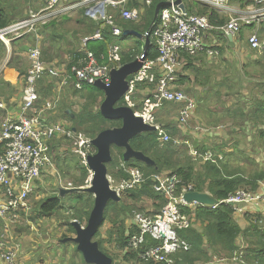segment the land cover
<instances>
[{"label": "built area", "instance_id": "2783aa9c", "mask_svg": "<svg viewBox=\"0 0 264 264\" xmlns=\"http://www.w3.org/2000/svg\"><path fill=\"white\" fill-rule=\"evenodd\" d=\"M165 1L171 3L160 9L152 22L149 34L146 35L150 39L151 35L157 39L159 56L155 59L148 56L141 69L129 79L130 88L124 97V104L131 106L147 123L157 126L159 132L157 139L160 144L165 145L170 141H174L177 145L187 144L193 158L203 157L207 161L214 158L212 152L201 155L190 140L184 137L174 138L158 121L156 114L166 102L179 103L181 104L179 121L187 125L195 114L197 104L186 92L174 88L177 73L185 62L184 54L192 56L207 52L212 57L218 56L219 50L209 46L205 38L206 33L209 30L220 29L228 36H237L244 21L264 19V7L251 9L250 13L246 11L245 15L232 17L226 24L216 27L206 15L197 14L189 8L183 11L175 0ZM201 1L212 4L219 11H224L229 8L230 0ZM183 2L187 4V0ZM145 4L151 6L153 0H145ZM260 4L262 0H256V5ZM80 9H83L90 19L102 21L93 34L82 38L85 56L79 64L71 60L70 69L62 70L61 67L50 65L45 61L39 45L30 47L28 50L30 63L22 91L23 111L18 118L8 116L0 123V189L4 190V194L0 197V223L2 220L12 222L19 217L21 211H32L31 198L36 192L38 182L42 179L43 172L52 163V140L58 135L74 136L77 133L72 129L67 130L60 122L49 120L48 115L60 105V96L43 100L40 91L42 79L45 76L54 77L58 80L59 90L68 86L83 90L87 85L94 86L97 80L109 83L111 69L123 65V40L120 41L118 38L124 37L126 31L118 18L138 22L141 20L143 10L138 7H128L127 0H48L44 7L30 8L27 16L0 26V41L8 45L30 34L39 36L42 33L41 28L61 14ZM1 19L0 12V21ZM105 30L113 36V39L108 42L106 52L97 54L89 45L92 41L105 40ZM248 41L253 51L264 52V39L257 33H252ZM151 44L152 41L150 46ZM142 83L153 84L154 88L150 89L141 110H136L137 104L132 101L131 96L136 86ZM195 131L199 134L203 131V127L196 124ZM91 140V137L80 133L76 142L78 145L76 152L81 158V165L87 167V158L94 154L96 149ZM219 157L223 158L222 155ZM120 167L128 171L130 178L118 182L109 174V179L111 187L123 196L127 189L141 186L146 178L140 167L129 165L125 160L121 161L118 169ZM88 169L86 186L91 184L94 175L89 167ZM152 177L154 190L165 195L166 201L154 214L136 215L137 230L130 237V248L139 249L147 242V236H150L160 244L150 247L141 257L161 264H176L173 254L177 250L190 248L189 243L183 240L179 233L181 229L190 228L192 225V216L186 213L184 208H196L202 204L187 202L184 199L185 193L197 190L196 185L193 182L185 183L177 173L159 172ZM63 187L75 186L69 182ZM261 202L264 203V192L242 188L217 204L204 206L215 208L225 203L234 206L237 213L243 214L246 205ZM8 227L9 224H6L4 230L0 227V259L4 264H20L16 252L6 247ZM231 260L240 264H259L249 262L244 248L236 251ZM217 261H226V258H217Z\"/></svg>", "mask_w": 264, "mask_h": 264}, {"label": "crops", "instance_id": "0c3cea01", "mask_svg": "<svg viewBox=\"0 0 264 264\" xmlns=\"http://www.w3.org/2000/svg\"><path fill=\"white\" fill-rule=\"evenodd\" d=\"M48 0H0V7L8 13V16L11 20V22L21 19L28 15L30 8H41L44 7ZM201 0H194L190 4H186V8H189L190 11L199 13V9L205 5L200 2ZM155 0H153V3ZM161 0H156V7L159 3H161ZM164 2V1H163ZM128 7H138L143 10V15L141 17V21L139 24L147 23L148 18L147 14L150 12L149 9H151L154 5L147 6L145 4V0H127ZM213 6L212 4H209ZM214 7V6H213ZM264 7V0H262V4L256 5V0H230L229 1V8L225 9L224 11L217 10V16L215 24H219L218 22L221 19L225 20V23L230 20L232 17H239L245 15V12H251V9L254 8H261ZM216 8V7H215ZM154 7L151 9L153 11ZM82 15L83 18L77 19V22L84 23L83 21L86 19H89V17L86 16L83 9L76 10ZM75 12V11H72ZM69 12V13H72ZM154 12L156 13V9H154ZM223 12V13H222ZM226 12L228 16L224 13ZM155 18V14L152 18V21L149 26V30L144 32V34L139 33V36L142 40H147V34H149V31L151 30L152 22ZM83 20V21H82ZM118 20H122L121 17L118 18ZM10 22V23H11ZM9 24V23H8ZM85 24V23H84ZM138 24V23H136ZM213 24V23H212ZM224 24V23H223ZM214 25V24H213ZM98 25L96 29L99 27ZM220 26V25H219ZM49 27H46V33L39 34V36L30 34L28 36H25L23 38H19L11 42L10 44L6 45L0 41V123L3 121L4 118L8 116H13L15 118H18V116L22 113V91L23 86L25 82V76L28 71L30 59L28 55V50L30 47L39 45L42 48L43 51V57L47 63L54 64L56 66H59L62 68V70H69L71 66V60L73 62H76L77 64L80 63L81 59L85 56V50L82 44V38L83 34H81V31L79 33V37L81 40V48H73L71 50H66L67 53L70 52V58H65L62 61L55 60L56 55L52 56L49 55L46 52V49L44 48V38L47 36ZM86 29L87 26H86ZM125 29V28H124ZM42 31V30H41ZM125 35L130 34H136L138 32H134L132 30H126L125 29ZM210 31V30H209ZM207 32L205 35V38L210 46H216L218 48L219 55L224 56V59L227 60V58L230 56V54L235 53L236 50L239 51L238 54H240V58H246L249 61H246V64H252L255 66L264 67V52L263 53H256L253 51L249 46L248 38L252 33H257L260 37L264 39V19L262 20H252L251 22L244 21L242 26V31L237 36H228L224 32L216 33V32ZM43 32V31H42ZM50 34H52V30L49 31ZM84 34H87L84 32ZM108 31H104V36L108 35ZM154 39V40H153ZM102 40H96V42L100 43ZM151 41L152 44L155 43L153 46L157 48V39L152 37L151 35ZM94 43V42H92ZM90 45H93V44ZM151 44V45H152ZM89 45V47H91ZM144 47H142L143 49ZM221 48L223 50H221ZM64 50V49H62ZM107 50V49H106ZM103 51V52H106ZM125 50V49H124ZM94 51V50H93ZM224 51V53H222ZM63 51V54H67ZM75 52L81 53V56H78L75 54ZM95 52V51H94ZM48 56H51L50 58ZM60 55L58 54V57ZM75 56L78 57L77 60H75ZM185 62L183 64V67L180 69V71L177 73L176 80L174 82V88H181L183 89V82L186 79L192 80L191 77H189V71L193 69H196L198 74L201 75V79H207L206 87L208 92L206 94L203 93V86L202 83L198 81V75L196 76V85L193 89L194 92L192 93V97L198 101L199 105L196 109V120L201 121L200 123L204 124L202 125L203 131L202 132H209L208 137L206 138H194L195 141L194 144H196V141L200 144H216L217 147L221 150V153H228L227 158H225V162H228L229 168L231 170H238L239 172H244L246 176H250L255 173H259L261 171H264V135L262 134V131H264V80H260L258 87L253 91L250 89L247 93L243 94V102H241L240 99H237V96L235 95V81H230L229 85L227 87L217 88L213 87L214 84L218 80H222L224 78L229 79V75L227 74L225 77L221 78L219 74L217 75V78H214V75L212 70L217 65H212V62L210 60H219L217 59L218 56H207L203 55V53H199L196 55H187L184 54ZM189 57V58H188ZM204 59H207L208 63L204 64L202 61ZM188 66V67H187ZM207 68L210 70L208 72L207 77H204L203 74H205ZM228 70V69H227ZM234 74V73H233ZM232 74V75H233ZM50 78L51 81H56L54 77H47L45 76L41 83H40V91L44 97V94L48 96V94L51 93L52 90L56 88V84L54 85H48V81L46 79ZM186 81L187 82H189ZM212 80V81H208ZM211 82V85H210ZM151 86V89L154 88L153 84H149ZM49 86V87H48ZM188 88V87H185ZM191 87L188 88V90ZM211 88V92L209 91ZM42 89V90H41ZM66 89H72L73 91H78L74 89L71 86H68ZM220 90L224 96L222 97L221 101H217L216 95L214 94V91ZM228 90H230L228 92ZM86 90V87L84 89ZM185 92V91H184ZM231 95L233 101H228V95ZM138 95H142L141 89L139 90ZM44 99V98H43ZM232 104H231V103ZM220 103H225V106L218 105ZM230 103V104H229ZM238 103V104H237ZM175 104V102H173ZM179 104V103H176ZM217 105L220 107V109H216ZM234 105L235 106H242L244 109V113L246 114L245 117L241 118L240 116L237 117V115H233L230 113L229 109L230 107ZM263 105L262 109H259L257 106ZM181 107V104H180ZM229 107V108H228ZM69 112V110H68ZM58 111H55L52 114H49V120L50 121H56L55 118H57ZM70 113V112H69ZM217 113V115H215ZM218 117V118H216ZM215 118V119H214ZM216 119H221L216 124V127L211 124V122H214ZM174 122H170L167 124L168 129L175 132H184L187 130V125H183L179 121V116H176L175 119H173ZM172 120V121H173ZM194 124L195 121L193 122ZM164 125L163 123H161ZM220 127V128H219ZM191 129L189 127L188 131ZM217 129H220L218 132L219 134L216 135L215 133H212L213 131H216ZM75 130V129H74ZM213 130V131H212ZM186 135H190L189 133L184 132ZM237 135H241L244 138L242 139L243 147H241V141H238L236 139ZM205 137V136H203ZM238 142V143H237ZM236 143V144H234ZM116 147V146H115ZM121 149V148H120ZM189 151V148L187 149ZM123 153V152H122ZM190 154V151H189ZM229 156V157H228ZM190 157L192 158V155L190 154ZM202 158V157H199ZM194 161L198 158H192ZM206 160L203 159V162L205 163ZM235 161V162H234ZM202 162V160H201ZM203 163V164H204ZM202 164V165H203ZM246 172V173H245ZM264 175V172L261 173ZM45 175H48L46 173ZM39 183V182H38ZM45 185V181L43 180L38 186L35 194L32 196H38L41 194V191ZM257 189L254 190V192H264V176H262L259 180V183H257ZM58 189V196L57 198H65V196L76 194H66L65 196L60 195V187ZM205 192L210 193L208 190L207 185L204 186ZM128 193V192H127ZM125 193V194H127ZM4 194V190L0 189V197ZM79 194V193H77ZM213 195L212 193H210ZM54 197V196H53ZM32 203V211H21V214L19 217L15 218L12 222L10 220H2L0 223V227L2 230H4V227L6 224H9L8 227V236L6 239V247L9 250H13L17 254V259L20 264H47L42 263L43 257L47 253L48 256L54 257L52 253H50L49 250H45L46 248L38 247V250H35L33 252L32 250H28V246L26 244L27 237V229L30 228L31 230L35 224H37L38 219L40 217V205L44 201L42 200L39 204V214L38 217L37 212L35 210V207ZM37 208V207H36ZM61 208L59 209V211ZM158 211V209L156 210ZM154 212H150L149 214H154ZM53 216V215H52ZM48 217V216H47ZM235 217L237 218V221L239 224L243 227L244 232L241 234V236L238 238L237 243L240 246V248L246 249L250 245L251 240L256 241L255 235H252L255 228H258L261 232L264 233V203H250L245 206V211L243 214L235 213ZM43 222V220H40ZM263 223V224H261ZM198 226L200 227V230H202V225L200 222H198ZM136 225V224H135ZM36 228V227H35ZM134 230V229H133ZM65 238V237H64ZM63 239V238H62ZM61 239V242H62ZM45 250V251H44ZM44 251L43 255H40ZM49 251V252H47ZM249 252V262H258L259 264H263L264 262V253L259 252ZM40 255V256H39ZM39 256V257H38ZM232 256V255H231ZM230 256V257H231ZM226 255H215L212 256V258L209 261H202L198 264H240L238 262H235L231 260V258ZM217 258H226V261H217ZM262 259L263 262L260 261ZM0 264H4V261L0 259ZM49 264V263H48Z\"/></svg>", "mask_w": 264, "mask_h": 264}, {"label": "trees", "instance_id": "16d2710c", "mask_svg": "<svg viewBox=\"0 0 264 264\" xmlns=\"http://www.w3.org/2000/svg\"><path fill=\"white\" fill-rule=\"evenodd\" d=\"M161 1L163 2L165 0H161ZM202 4H205V5H203L199 9V13L201 15H206L211 21V23L214 24V26L219 27V25L222 26L229 21L228 20L225 23V20L221 19L218 22L219 24H215L216 23L215 21L218 18L217 9L205 2H202ZM153 5H154L153 6L154 9H156V0L153 3ZM151 9H149L150 12L147 14V17H146V19L148 18V21L145 25V30H144L145 32L149 30L150 23L155 14L154 9L153 11ZM0 12L2 14L0 26H5L8 23H10L11 20L8 16V13L4 11L1 7H0ZM84 21L86 22L85 24L88 28L87 35L93 34L97 30L96 27L102 24V21L97 22L92 19L90 20L86 19ZM118 21L126 30H132L134 32H138L139 30L135 26L136 23L133 21H128L124 19L118 20ZM210 31L216 32V33L223 32L220 29H213ZM141 34H144V33H141ZM124 37L129 38V35L127 36L124 35ZM112 39H113V36L108 34L105 36V40L100 41V43L96 41H92L94 43L91 42L93 45H90L91 46L90 48L94 50L97 54L102 53L103 51L107 49V44ZM211 47L218 49L216 46H211ZM124 49L125 50L122 52V63L123 64L133 61L135 58L139 56V54H142L143 52L142 47H138L137 45L126 46V48ZM221 50L223 49L221 48ZM222 53H224V51H222ZM75 54H77L78 56H81V53L79 52H75ZM203 55H205L206 58L207 56H210L209 54H207V52H203ZM148 56L149 58H152V59L157 58L159 56L158 49L151 45L148 50ZM77 58L78 57L75 56V60H77ZM216 68L217 67H215L212 70L213 74H215L214 78H217V75H218ZM204 70H206L205 71L206 73L203 74V76L207 77V74L208 72H210V70H208L207 68H205ZM201 75H202L201 73L198 74V81L202 83L201 85L203 86V89H202L203 93L206 94L208 92L207 87H206L207 79H201ZM208 81H212V80H208ZM210 85H211V82H210ZM228 85H229V81L227 77L222 80H218L214 84L213 87L222 88L225 86L229 88ZM209 91L211 92V88ZM213 91H214V94L216 95L217 101H221L224 94L218 89L217 91L215 90ZM89 92L90 93L88 95V99L89 100L92 99L91 101V105H92L96 101L97 94L103 91L95 87L93 91H89ZM229 100H231V98H228V101ZM123 102H125L124 98H123ZM218 105L225 106V103H220ZM218 105L216 107L217 110L220 109ZM257 107L258 108L260 107L259 109H262L263 105H258ZM229 111L233 115H237V117L240 116L241 118H243L246 116L242 106H235V107L231 106ZM262 111H264V108ZM85 113H88V115H85ZM85 113L79 116L80 119L78 122L80 125H83L84 123H87L86 121L87 119L89 120V122L93 121L95 125L93 126L92 136H96L99 132H101L102 130L106 128L117 127V126L122 125V121L120 119H113V120L106 119L102 116L100 111H97V113H92V112L87 111ZM215 115H217V113H215ZM220 120L221 119H216L214 120V122H211V124H213L216 127L215 123H217L218 125V122ZM194 121L195 123L197 122V125H201V126L204 125L200 123L201 121L199 120H194ZM101 122L103 123V125ZM107 122H110L112 126L110 127L106 126L105 124ZM163 124H164L163 127L168 132H170L171 134L175 133V131H171L170 129H168L167 124L165 122ZM219 130L220 129H217L216 131L212 130L213 132H211V134L216 132L215 134L218 135ZM262 134L264 135V131H262ZM158 135H159V132L156 131V132L145 133L143 135H138L134 137L133 139L134 148L137 150H142L145 154L153 158L156 161V164L149 165L144 162L137 161V160H132V161H136L134 163L127 161L129 165L140 167L143 170V173L146 178L142 182L141 186L126 190V193L128 192L127 195H129L132 198L133 197H137V198L143 197L145 195L150 198H154L156 201L161 200V204H164L166 201V196L155 191L152 186L154 182L152 175L159 173V172L177 173L183 179L185 183L193 182L196 185V189L198 191H205L204 186L207 185L209 189L208 191L212 193L213 196L217 198L219 201H222L228 198L230 194H233L237 190L242 189V188L250 189L252 191L256 190L258 187L257 183H259L260 178L264 176L261 174L264 171H261L260 174L257 172L250 176H246L244 172H239L238 170H231L229 168L228 162L224 161L225 158H227L228 153L226 152L221 153V150L217 147L218 145L216 144H211V145L200 144L197 141H196V144H194L195 143L194 141L193 145L195 146V148L198 149L201 155H205L210 151L212 152L214 158L207 160L204 163L203 157L198 158L197 160L194 161L192 159L193 157L191 158L189 155L188 160L182 161L181 156L177 155L178 153L177 151L180 145L175 144L174 141H170L166 143L165 145H162L157 139ZM199 136L203 137L202 135L198 134L197 138H199ZM182 145L186 147L187 149L189 148L187 144H182ZM219 154L223 156L222 159H220ZM120 159L124 161L122 152L120 154ZM201 166L205 168L204 171H200L199 167ZM78 170L80 172V176H73V177L77 185L81 186L82 184L85 183V180L89 173V169L87 166L81 165L79 166ZM112 174L113 176L116 177L115 179L118 182L130 178V174L128 173L127 170H125L123 167H120L118 169L116 165L113 166ZM76 198L78 202L81 203L83 209L86 207L89 209L87 211L85 210V212L82 209L74 213V219L82 222L85 218H89V215L92 209L91 208L92 206L90 207L91 201L89 198H85L84 194H78ZM122 201L121 202L110 201L109 206L105 212L104 221H106L107 218L111 217V220L114 226H117V224L121 222L119 223V226H118L120 232H115V234L118 233L117 235L118 240L117 239L116 240L120 248L123 251H126L124 255L125 261H130L133 263L137 262L136 264H161L159 262L143 259L141 257V255L144 254L146 250H148L150 247H152L153 245L156 246L160 244L158 240L153 239L150 236H147V242L142 247H140L137 250H132L130 248L129 240H130L131 235L135 233V230L131 229L129 226H127L126 228L125 220H123L122 217L125 213L129 214L133 212V205L127 204L126 202L123 203ZM61 207H62V203L60 202V199L56 197H50V198H46L41 203L40 211L42 212V214L50 217L54 215L56 212H58ZM114 210L116 211L114 213L115 217L111 216L110 214V211H114ZM184 210L186 213L192 216V225L190 228L181 229L179 233H180L181 238L189 243L190 248L189 250H185V249L177 250L173 254V257L176 260V264H198L199 262H202V261H209L212 258V256H215V255H218V256L226 255L228 257L232 255L230 257L232 258L233 254L236 251L240 250V246L238 245L237 240L241 236V234H243L244 229L239 224V222L237 221V218L235 217L236 211L234 210V206L221 203L215 208H211L209 206H204V205H199L196 208L185 207ZM198 222H200V224L202 225L203 227L202 230H200V227L198 226L199 225ZM69 225L73 229L71 223H69ZM252 235H255L256 241L251 240L249 247L248 248L246 247L248 258H249L248 251H251V252L261 251L264 253V233L261 232L258 228H255ZM100 247L103 251H105L102 241L100 242ZM260 261L263 262L262 259H260Z\"/></svg>", "mask_w": 264, "mask_h": 264}, {"label": "rangeland", "instance_id": "374dc122", "mask_svg": "<svg viewBox=\"0 0 264 264\" xmlns=\"http://www.w3.org/2000/svg\"><path fill=\"white\" fill-rule=\"evenodd\" d=\"M194 0H187V4L192 3ZM191 10V9H190ZM78 11L72 12V13H65L61 14L58 18L52 20L49 24L42 27L41 30L43 31L41 34H45L46 27H49L47 36L44 38L43 44L44 48L46 49V52L49 55L55 56V60L62 61L66 57H70V52L67 53L66 50H71L73 48H81V40L79 37V33L81 31V34H84L86 32V23H79L77 22V19L83 18L80 13H76ZM223 13V12H222ZM227 16L228 14L224 12ZM141 21V20H140ZM135 22L138 24H135V26L139 29L138 33L136 34H130L128 37H122L118 38V40L122 41L124 48L126 46L130 45H137L138 47H144L146 44V40H142L139 36V33H144L145 31V23L139 24V22ZM50 30H52V34H50ZM154 40V39H153ZM83 44V43H82ZM42 47V46H41ZM64 49V50H62ZM63 51L67 54H63ZM239 51L236 50L235 53L230 54V56L227 58V60L224 59V56L219 55L217 59L219 60H210L212 62V65H217L216 71L219 74L221 78L225 77L227 74L229 75L228 81H235V95L237 96V99H240L241 102H243V94L247 93L250 89L253 91L258 87L257 84H259L260 80H264V67L255 66L252 64H246V61H249L246 58H240V54H238ZM58 54L60 55L58 57ZM141 54H139L140 56ZM49 58L51 56H48ZM202 63L206 64L208 63L207 59H204ZM228 69V70H227ZM234 73V74H233ZM233 74V75H232ZM189 77H191L192 80L186 79L183 82V89L177 88L180 90H183L186 92L188 97L192 99L196 104L197 107L199 105L198 101L195 100L192 96V93L194 92V88L196 85V76L198 75L196 69H193L189 71ZM48 81V85H54L56 84V88L51 91L50 94L45 95L44 99L46 100L48 98H53L56 96H60V105L54 110L51 111V114L55 111H58L57 118H55V122H60L64 124L65 128L67 130H74L77 132L74 136H65V135H58L56 136L52 142H51V148H52V163L49 165V167L43 172L42 179L39 181L38 186H40L41 182L44 180L45 185L41 191V194L38 196H34L32 198L33 205L35 207V210L37 212V217L39 214V204L42 200H45L46 198L50 197H56L58 196V187L62 188L67 183L72 182L74 186H78L73 176H80V172L78 170L79 166H81V158L79 154L76 152V149L78 148V145L76 142L78 141V136L80 133L86 134L88 137H95L92 136L93 134V126L95 123L89 122L87 119V123H84L83 125L79 124V116L84 114L85 112H92L97 113V111H100L101 103L104 100V94L103 92H100L97 94V98L95 103L91 105V100L88 99L89 91L94 90V86L87 85L86 90H78L73 91L72 89H62L59 90V83L56 81H51L50 78L46 79ZM186 83V81H188ZM48 86V87H49ZM257 86V87H256ZM94 87V88H93ZM185 87H191L189 90ZM141 89L142 95H138L139 90ZM151 89V86L148 83H142L138 84L134 90L133 95L131 96L132 101H134L137 104V107H135L136 110H141L143 102L145 98L147 97L149 91ZM42 90V89H41ZM230 90H228L229 92ZM229 94V93H228ZM42 95V94H41ZM43 96V95H42ZM228 98H231V102L233 101L231 95H228ZM230 102V103H231ZM119 103H125L123 102V99ZM229 103V104H230ZM232 104V103H231ZM238 104V103H237ZM128 105V104H126ZM234 106V105H232ZM69 110V112H68ZM181 107L180 104H173V102H166L164 107L157 112V119L160 123H166L168 124L170 122H174L173 119H175L176 116H179ZM196 112V111H195ZM85 115H88V113H85ZM196 113L193 115V118L188 122L187 124V130L184 132L189 133L190 135H186L184 132H175L174 134H171L174 138L180 139L181 137H184L188 140H190V143L193 144L194 138H197L198 132L195 131L194 120L197 119ZM173 120V121H172ZM54 122V121H53ZM102 123V122H101ZM175 123V122H174ZM103 125V123H102ZM106 126L110 127L112 126L110 122H107L105 124ZM189 127L191 129L188 131ZM199 135L205 136L199 138H206L209 135V132H199ZM193 136V137H192ZM244 137L241 135H237L236 139L238 141H241V147H243L242 139ZM96 152V149H95ZM94 152V153H95ZM123 152L122 149L113 146L112 147V155H113V161L108 165L109 167V174L112 176L113 179L116 177L113 176L112 170L113 166H119L121 163L120 154ZM177 155L181 156L182 161L188 160L189 151H187V148L183 145L179 146V149L177 151ZM129 162H136V161H129ZM235 162V161H234ZM200 171H204V167H199ZM48 173V175H45ZM170 173V172H169ZM246 173V172H245ZM116 180V179H115ZM116 182V181H115ZM81 186H86L85 183ZM77 195H68L65 196V198H60V202L62 203L61 210L56 212L53 216L47 217L46 215L42 214L40 212V217L38 219V223L33 226L31 230L30 228L27 229V237L26 244L28 246V250H32L35 252V250H38L39 246L42 248H46L45 250H49L50 253L54 257H50L45 254L43 257L42 263H49V264H87L84 261L82 253L77 249V244L72 241H66L64 242V237H71L75 236V230L72 229L69 223H71L74 219V213H76L78 210H82L83 207L81 203L77 200ZM85 198H89L91 203L90 207L93 208L94 203V197L91 194H84ZM122 202L133 205V212L129 214L123 215V220H125V227L129 226L131 229L137 230L135 225V217L138 213L142 214H149L150 212H154L157 209H160L161 206L164 204H161L160 201H156L154 198H150L148 196L143 197H130L127 194H124L122 196ZM158 204V205H157ZM37 207V208H36ZM89 210L87 207L83 209ZM92 210V209H91ZM116 211H110L111 216H114V213ZM149 212V213H148ZM43 220L41 222L40 220ZM88 222V218H85L81 224L86 226ZM121 223V222H119ZM119 223L117 226H114L112 223L111 217L107 218L106 221L102 224L96 239L99 240V242L102 241L104 250L106 253L111 256L114 260L113 264H136L130 261H125L124 255L126 251H123L119 244L117 243V235L115 232L119 231ZM263 224V223H261ZM72 225V224H71ZM36 227V228H35ZM73 227V226H72ZM121 236V234H120ZM119 236V237H120ZM63 238V239H62ZM62 239V242H61ZM117 239V240H116ZM44 250V251H45ZM44 251L40 255L44 254ZM47 251V252H49ZM39 255V256H40ZM38 256V257H39Z\"/></svg>", "mask_w": 264, "mask_h": 264}, {"label": "water", "instance_id": "95a60500", "mask_svg": "<svg viewBox=\"0 0 264 264\" xmlns=\"http://www.w3.org/2000/svg\"><path fill=\"white\" fill-rule=\"evenodd\" d=\"M170 1H164L157 5L155 18L160 9L169 5ZM183 11L186 5L183 0H175ZM151 39L147 36L146 44L142 54L133 61L124 63L120 67L111 69V80L106 83L97 80L94 87L101 89L104 93V100L100 106V113L106 119H120L121 126L106 128L92 138L91 142L96 152L88 156V167L94 172L92 182L89 186H75L72 188L62 187L59 192L61 196L66 194H91L94 197L93 208L90 212L87 225L84 226L78 220H72L71 224L75 230V236L65 237L64 242L72 241L77 244V249L82 253L87 264H113L114 260L100 247L96 236L104 223L105 212L110 201L121 202L122 196L111 187L108 165L113 161L112 147L116 146L123 150L125 161L137 160L149 165H155L156 161L137 150L133 146V139L138 135L156 132L157 126L147 123L144 118L138 115L135 110L126 104H121L130 88L129 79L136 74L143 66L144 60L148 57ZM184 199L187 202H197L202 205H214L219 202L217 198L205 191H189L185 193ZM164 236V235H163Z\"/></svg>", "mask_w": 264, "mask_h": 264}]
</instances>
